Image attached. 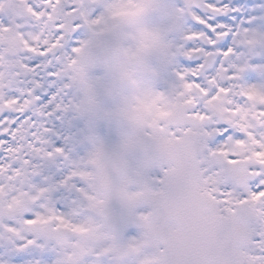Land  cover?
I'll return each instance as SVG.
<instances>
[{
	"label": "clouds",
	"instance_id": "obj_1",
	"mask_svg": "<svg viewBox=\"0 0 264 264\" xmlns=\"http://www.w3.org/2000/svg\"><path fill=\"white\" fill-rule=\"evenodd\" d=\"M202 4L0 0V81L52 54L41 62L54 60L64 93L63 151L42 143L38 164L72 186L57 203L25 175L0 183V264L13 259L9 225L43 237L49 264H139L147 247L128 245L157 210L151 194L177 197L187 182L246 203L222 233L178 250L247 264L264 242V197L251 198L264 177V12L209 37L193 29Z\"/></svg>",
	"mask_w": 264,
	"mask_h": 264
},
{
	"label": "snow or ice",
	"instance_id": "obj_2",
	"mask_svg": "<svg viewBox=\"0 0 264 264\" xmlns=\"http://www.w3.org/2000/svg\"><path fill=\"white\" fill-rule=\"evenodd\" d=\"M195 11L193 29L209 37H213V30L223 31L227 26L234 29L238 24L235 19H229L239 15V11L228 0H203ZM220 25L225 27H218ZM229 39L230 36L215 46L227 48ZM189 46H193L191 41ZM51 55L42 52L40 57L27 63L24 72L0 81V183L15 181L25 175L34 182L35 193L45 192L46 189L40 185H47V191L59 203L61 191H70L72 186L53 174L52 170L59 169L58 166L39 165L40 157L37 155L44 142L50 145L49 152L53 148L56 152L63 151V137L58 124L64 93L59 90L54 60L47 64L41 62ZM35 193L31 197L33 200L38 199ZM151 195L157 201V210L151 219L141 217L143 235L128 245L133 252H141L147 247L139 264H222L218 260L193 259L179 251V246L190 238L222 233L227 225L238 220L240 206L246 200L234 199L230 191L209 190L194 182L185 183L177 197L163 192ZM258 197H264V177H258L257 186L251 193L253 200ZM34 222L32 216L25 218L26 224ZM8 231L15 234L11 241V264L16 257L23 258L19 264H49L46 257L50 250L43 237L34 238L32 233L11 225ZM0 239H3L2 235ZM226 264H245V261L234 258ZM247 264H264V242L256 241L252 254L247 256Z\"/></svg>",
	"mask_w": 264,
	"mask_h": 264
},
{
	"label": "rangeland",
	"instance_id": "obj_3",
	"mask_svg": "<svg viewBox=\"0 0 264 264\" xmlns=\"http://www.w3.org/2000/svg\"><path fill=\"white\" fill-rule=\"evenodd\" d=\"M229 3L239 11V15L229 17V19H235L237 23L246 22L250 16H259L264 12V0H232ZM52 171L53 174L58 175L60 173V169H53ZM22 259V257H16L14 264H19Z\"/></svg>",
	"mask_w": 264,
	"mask_h": 264
}]
</instances>
